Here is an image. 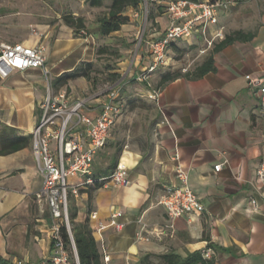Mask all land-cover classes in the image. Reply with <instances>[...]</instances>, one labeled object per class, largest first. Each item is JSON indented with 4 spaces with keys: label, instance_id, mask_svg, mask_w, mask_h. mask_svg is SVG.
I'll return each mask as SVG.
<instances>
[{
    "label": "crops",
    "instance_id": "crops-1",
    "mask_svg": "<svg viewBox=\"0 0 264 264\" xmlns=\"http://www.w3.org/2000/svg\"><path fill=\"white\" fill-rule=\"evenodd\" d=\"M157 22L163 24L160 19ZM39 28L41 35L30 34L20 41L28 46L44 44L54 93L64 94L71 102L80 99L79 95L92 88L85 77L72 78L66 85L56 82L91 62L92 36L81 32L77 37L61 18ZM167 28L150 38H160ZM219 29L223 38L214 46L234 31L250 33L252 38L214 53L215 70L200 78L183 76L153 88L151 81L159 84L161 80V67L150 74L141 82L147 87L142 91L148 105L137 110L142 121L132 136L142 142L126 143L116 154L112 147H104L95 157L98 164L103 162V167L93 166L95 184L81 187L79 198L73 197L75 223H88L102 264H141L147 255L156 263L160 255L169 252L186 258L194 252L203 255L206 250L211 257H203L214 264H264V182L258 178L264 161V114L260 108L264 0H241L222 10L218 25L210 32ZM150 41L134 63V79L151 64ZM204 46L206 51L214 47ZM168 57L167 65L172 59ZM47 93L48 78L41 68L0 79V126L33 135ZM82 99L87 103L86 113L97 117L105 100L98 94ZM119 102L123 112L111 133L124 114V104ZM118 163L127 166V184L99 181L109 177ZM218 164L223 166L216 171ZM179 169L188 174L189 185L205 211L172 220L160 201L168 187L180 183ZM43 184L33 141L22 150L0 155V255L11 264H39L52 255L51 214L37 198ZM113 214H119L116 220L125 224L121 231L109 225ZM100 225L107 227L98 233Z\"/></svg>",
    "mask_w": 264,
    "mask_h": 264
},
{
    "label": "built area",
    "instance_id": "built-area-1",
    "mask_svg": "<svg viewBox=\"0 0 264 264\" xmlns=\"http://www.w3.org/2000/svg\"><path fill=\"white\" fill-rule=\"evenodd\" d=\"M238 0H164L169 17V27L160 38L149 43L151 64L140 73L137 80L144 82L156 69L168 64V48L177 39L191 38L194 30L202 29L204 41L213 47L217 39L223 38L221 29L209 32L208 25H218L221 11L237 4ZM206 50H202L205 52ZM46 47L40 43L28 46L24 43L0 41V79H7L15 72L41 68L48 78V93L41 104L42 119L33 136V153L40 172L44 177L42 189L37 194L45 203L52 218V255L39 264H73L67 243L62 234L66 227L74 254V264H80L76 243L73 237L69 212V196L79 198L80 188L95 184L93 165L96 155L106 147L111 130L121 116L123 108L119 102V92L111 89L102 103L97 117L86 113L87 103L83 99L69 101L64 94L52 92L50 72L47 69ZM260 108L264 114V87L260 89ZM81 128L78 130L77 128ZM222 164L215 166L219 171ZM128 169L118 163L113 173L99 181H109L115 185L128 183ZM179 184L168 187L160 203L165 207L170 219L200 215L205 211L201 198L189 185L188 174L179 169ZM258 178L264 182V161L258 169ZM255 203V201H253ZM113 214L110 226L121 231L125 224L116 220ZM106 225L96 228L101 233ZM211 257L210 250L203 253ZM105 257V261H108ZM18 264H23L18 261Z\"/></svg>",
    "mask_w": 264,
    "mask_h": 264
},
{
    "label": "rangeland",
    "instance_id": "rangeland-1",
    "mask_svg": "<svg viewBox=\"0 0 264 264\" xmlns=\"http://www.w3.org/2000/svg\"><path fill=\"white\" fill-rule=\"evenodd\" d=\"M152 1L144 0L138 11H129L131 21L124 25L120 31L109 36H103L99 32L98 19L108 11V6L112 0H104L101 7L91 6L87 0H0V39H2L0 41L4 40L8 43H23L20 40L30 34L41 35L40 25L44 23L54 24L60 18L63 19L65 14L83 17L87 26L85 32L92 36L91 39L93 38L91 44L94 51L89 59L94 63L91 76L96 79L97 86L79 95V98L98 94L103 100H106V94L111 89H117L119 92V99L125 107L124 114L119 124L113 129L106 145L107 148L112 147L114 149V154L118 153V149L123 148L126 143L134 145L137 142H142L140 138L136 139L132 136L136 131L137 124L142 121L139 119L141 114L137 115V110L144 109L143 107L148 105L149 100L148 97L144 96L146 93L142 91L147 90V87L144 83L133 78L134 63L138 61L140 54L146 51V41L157 38L155 36L150 38L151 34L167 28V19L169 22L165 3ZM237 2L239 3L241 0ZM160 5L165 7L160 10L158 8ZM151 12L156 16L154 22L148 20ZM158 19L163 21V24L157 22ZM207 27H209L210 32L212 25ZM79 36L77 35V37ZM173 44L168 48L170 52L168 56L172 57L170 64L161 66L158 71L161 76L167 72H179L185 75L194 71L212 52V49L202 52L206 46H204L205 41L201 28L194 30L191 38L177 39ZM103 48L108 50L102 52L100 49ZM111 73L121 75L117 83L108 81ZM151 84L153 88L158 86V82L151 81ZM51 89L52 92H55L53 88ZM147 115L150 117L149 113ZM127 121L130 122L127 123ZM100 156L102 157V155ZM97 161L98 159L94 161L93 166L97 164L103 167L102 160H99L100 164ZM72 200L73 197L69 196V210Z\"/></svg>",
    "mask_w": 264,
    "mask_h": 264
},
{
    "label": "trees",
    "instance_id": "trees-1",
    "mask_svg": "<svg viewBox=\"0 0 264 264\" xmlns=\"http://www.w3.org/2000/svg\"><path fill=\"white\" fill-rule=\"evenodd\" d=\"M93 7H101L104 0H87ZM164 1V0H153L152 2ZM194 2H200V0H189ZM144 0H112L108 6V11L101 15L98 19L99 32L103 36H109L122 29L124 25H127L131 21L129 11H138ZM164 5H160L158 8L162 10ZM164 13V11H162ZM156 16L151 12L148 16V20L153 22L156 20ZM63 21L66 25L72 27L76 35L81 32H85L87 29L85 20L83 17H75L72 14H65ZM252 38V34L245 33L244 31H234L215 44L211 54L204 60V62L196 67L194 71L188 72L182 75L179 72H167L163 73L158 87L168 81L175 80L177 78L187 76L193 78H200L207 73L214 71V53L219 52L224 47L231 45L237 41H247ZM174 45V44H173ZM102 52H106L108 49H100ZM94 67V63L89 62L79 66L76 71L70 75H66L57 80L56 84L66 85L69 80L79 76H83L87 79L92 88H96L97 82L94 77L91 76V69ZM121 78L119 73H111L108 77V81L111 83H117ZM134 80H137L134 79ZM138 81V80H137ZM69 90V88H68ZM34 136L32 134L24 135L19 133L16 128L1 125L0 126V155H9L26 147H29L33 141ZM98 183L97 186H99ZM70 219L72 224L73 237L76 243L80 264H102V257L98 249V243L93 236L92 230L88 223L83 225H77L75 218L77 216V209L71 207ZM63 237L67 243V247L70 252L71 259L74 264V254L71 245V239L66 227L62 228ZM152 255H147L141 260V264H214L213 260H206L201 252L190 253L186 258H182L179 255L169 252L158 257V262L152 261ZM0 264H11L8 260L0 255Z\"/></svg>",
    "mask_w": 264,
    "mask_h": 264
}]
</instances>
